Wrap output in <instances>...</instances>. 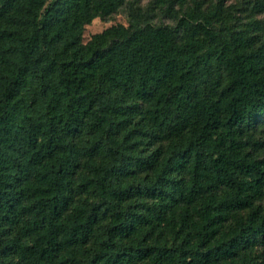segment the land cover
<instances>
[{
	"label": "trees",
	"instance_id": "obj_1",
	"mask_svg": "<svg viewBox=\"0 0 264 264\" xmlns=\"http://www.w3.org/2000/svg\"><path fill=\"white\" fill-rule=\"evenodd\" d=\"M130 1L0 0V264H264V0Z\"/></svg>",
	"mask_w": 264,
	"mask_h": 264
},
{
	"label": "rangeland",
	"instance_id": "obj_2",
	"mask_svg": "<svg viewBox=\"0 0 264 264\" xmlns=\"http://www.w3.org/2000/svg\"><path fill=\"white\" fill-rule=\"evenodd\" d=\"M153 1L154 0H131L130 5H135L145 10L146 8L150 7ZM208 1L209 0H206V3H208ZM189 5H191V3H189L188 6ZM229 5H234L236 7L235 9L236 21L238 20L241 22L248 21V18H247L248 13L241 11L242 6H243V0H231ZM176 10L178 11V14L182 12L181 7L176 6ZM155 22L158 24H171V25L174 24V20H172L168 16V14H161L160 12H158L157 19L155 20ZM114 25H124V26L129 25V9L128 8L125 7L124 9H122L119 13L114 15L110 19V21L102 20L99 18L94 20L91 25H88L85 28L84 35H83L84 43H87L88 41H90L94 35L100 34L104 32L106 29Z\"/></svg>",
	"mask_w": 264,
	"mask_h": 264
}]
</instances>
